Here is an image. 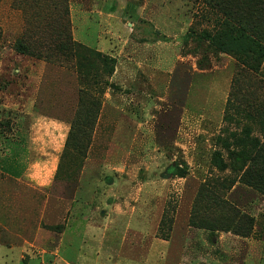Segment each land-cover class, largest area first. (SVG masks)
<instances>
[{
    "label": "rangeland",
    "instance_id": "374dc122",
    "mask_svg": "<svg viewBox=\"0 0 264 264\" xmlns=\"http://www.w3.org/2000/svg\"><path fill=\"white\" fill-rule=\"evenodd\" d=\"M28 15L0 0V197L25 216L4 223L56 234L59 216L88 218L65 253L77 264H264V192L231 159L264 142V58L205 38L264 47V0H70L74 40L115 58L112 75L90 52L19 53ZM82 96L101 101L86 156L65 146ZM26 166L28 184L9 183ZM52 251L0 246V264H61Z\"/></svg>",
    "mask_w": 264,
    "mask_h": 264
},
{
    "label": "trees",
    "instance_id": "16d2710c",
    "mask_svg": "<svg viewBox=\"0 0 264 264\" xmlns=\"http://www.w3.org/2000/svg\"><path fill=\"white\" fill-rule=\"evenodd\" d=\"M18 7L36 22L33 26L31 21L25 28L22 36L16 41L15 49L22 54H28L47 59L62 57H80L86 58V52L93 51L84 44L74 40L71 31L70 20V0H15ZM232 36L230 32L229 37ZM204 37V36H203ZM215 37L211 34H205L214 45L219 46L224 51H236L246 53L248 51L256 52L264 58V47L256 48L251 42H242L239 36L231 38ZM97 57L107 73L112 75L115 72V58L108 54L97 51L92 53ZM80 66L82 63L79 64ZM109 87L114 84L106 81ZM119 88L118 86H114ZM81 108L77 111L71 124L70 132L67 136L65 146L78 151L83 156L87 155L88 147L91 142L90 133L96 124L100 113L101 101L98 99H87L81 97ZM89 135V136H88ZM255 155L250 156L245 149L232 150L231 159L233 168L237 171H244L243 176L247 183L264 192V142H257L254 145ZM214 165L223 170L227 163L223 158L221 151L217 150L213 154ZM174 174L183 175L185 170L176 167ZM241 221L249 225V230L244 232L245 235L251 232L253 220L249 216H243Z\"/></svg>",
    "mask_w": 264,
    "mask_h": 264
},
{
    "label": "crops",
    "instance_id": "0c3cea01",
    "mask_svg": "<svg viewBox=\"0 0 264 264\" xmlns=\"http://www.w3.org/2000/svg\"><path fill=\"white\" fill-rule=\"evenodd\" d=\"M85 42V41H84ZM100 47V49L102 50H106L108 48H105L106 43L104 42H99L98 44ZM30 167L26 166V168L24 169L23 173L21 175L18 176H14L11 173H7L9 175L10 178H14L16 180L14 181H9V183H13L16 184L18 187L23 188V185H27L28 181H26V179H28V177L30 176V172H29ZM39 185H42V182L39 183ZM4 206L2 205V198L0 197V224L3 226L4 228V236L7 237H20L22 238V241L19 240L17 242H10L8 243L7 241L4 242H0V246L7 248L8 251L18 254H22L23 253H33V252H48V251H52L49 250V248H54L53 249V253H64L65 257L63 256H59V263L61 264H77V259H69L66 258L67 257V246L70 245L72 246L73 244V238L75 235L80 234L76 228H73V225L76 224V220L85 223L84 224V228L88 229V227H90V225H88V218L86 219L87 216H84L83 218H85L86 220H82L81 216H59V220L62 221L65 226L62 228V230L58 231L56 234H53L52 232H49L50 230H45L42 226H39L35 229V227L33 228H29V226H32L31 224L25 225L24 228L26 232L29 233V235L26 234H22L19 230L16 229V226H14V228L7 226L4 223V219L5 221H25L24 218L25 216H13V204L12 202L8 199V197H6V199L3 200ZM71 208V205L69 207V210ZM10 211V212H8ZM3 218V219H2ZM13 226V225H12ZM86 229V230H87ZM29 230V231H27ZM91 230V229H89ZM20 232V233H19ZM66 253V254H65ZM21 255V257H22Z\"/></svg>",
    "mask_w": 264,
    "mask_h": 264
}]
</instances>
